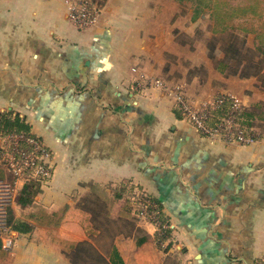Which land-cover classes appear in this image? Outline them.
<instances>
[{"label": "crops", "instance_id": "obj_1", "mask_svg": "<svg viewBox=\"0 0 264 264\" xmlns=\"http://www.w3.org/2000/svg\"><path fill=\"white\" fill-rule=\"evenodd\" d=\"M68 7L0 0V112L23 120L53 162L34 202L10 207L30 230L10 231L11 251L0 236V264H71V246L96 235L91 209L131 220L125 197L114 199L119 184L158 203L171 246L161 251L155 229L135 221L105 256L113 246L123 264H259L264 135L251 145L202 136L174 95L136 83L159 78L194 106L223 95L247 108L264 104V79L218 72L177 0H100L83 29Z\"/></svg>", "mask_w": 264, "mask_h": 264}, {"label": "trees", "instance_id": "obj_2", "mask_svg": "<svg viewBox=\"0 0 264 264\" xmlns=\"http://www.w3.org/2000/svg\"><path fill=\"white\" fill-rule=\"evenodd\" d=\"M177 1L180 4L190 2L192 12L191 20L193 22L198 21L203 16L208 17L211 22L209 30L211 31L212 37L231 33L228 41H225L220 48V52H218L219 55H217V51H215V46H209L208 43L206 45L208 56L213 61L214 67L218 72L226 76H238L240 78L257 76L264 79V76H262L264 68V0ZM92 2L100 6V0H92ZM236 30L240 31L242 35L236 33ZM248 34H252L256 42L254 57L247 56L246 54L245 38ZM216 39L217 38H215L214 41ZM231 103L232 101L226 98L224 104L212 114L209 124H215L219 119L226 117L231 112ZM231 115L245 132L257 133V141L263 137L264 104H254L247 108L241 106L238 110L232 111ZM11 132L29 134L28 128L23 120L17 116L13 117L10 112H0V136H4ZM39 191L40 180H38V178H31L23 183L21 188L17 191L15 205L21 209L29 207L34 202V198ZM128 191L129 188L124 184L115 186L113 189L114 199L118 200L125 197L126 201H129L132 194L130 195V192L128 194ZM141 195L156 205V217L160 224L155 228V243L159 248H162L163 244L167 242L164 248L167 250L171 246V228L169 223L163 218L162 209L158 206V203L148 195ZM138 198L139 197L136 199L138 200ZM90 211L94 222V228L98 230V232L99 230L103 231L104 220L107 218H103L104 220L100 219V212L94 209ZM102 211H104V209ZM148 211L151 212L150 209H148ZM134 213L138 214V211L136 210ZM6 221L10 229L18 233H26L30 230V226H28L25 221L13 217L11 208L7 209ZM162 225H164L165 228H162ZM137 231L139 232V230ZM66 256L71 264H123L115 247L112 246L110 255L105 256L88 241L78 242L71 246ZM263 263L264 256L260 259L259 264Z\"/></svg>", "mask_w": 264, "mask_h": 264}, {"label": "built area", "instance_id": "obj_3", "mask_svg": "<svg viewBox=\"0 0 264 264\" xmlns=\"http://www.w3.org/2000/svg\"><path fill=\"white\" fill-rule=\"evenodd\" d=\"M69 20L77 27L83 29L92 26L98 17L99 6L92 0H67ZM98 8V9H97ZM136 87H153L161 89L174 95L184 117L202 136L221 139L225 143H237L241 145H251L257 142V133L245 132L243 128L231 116V112L238 110L241 103L236 98H229L231 103L230 113L210 125L212 114L217 111L226 101V96H218L215 99L204 102L199 106L192 105L186 100L180 89L170 88L162 79L141 77L136 83ZM1 152L0 158L3 161L5 170L11 176L10 181L5 182L0 179V236H2V247L6 251L13 248V239L9 235L10 227L7 225V209L15 203L17 191L23 185L26 176L38 178L41 182L49 180L52 176V169L46 161L50 157V152L40 142V140L23 132L8 133L0 136ZM141 206L137 207L140 218L149 217L150 222L156 227L159 221L156 217V205L140 195ZM151 210V212L148 211ZM137 216V217H138ZM138 217V218H139ZM162 228H165L162 225ZM264 264V263H263Z\"/></svg>", "mask_w": 264, "mask_h": 264}, {"label": "rangeland", "instance_id": "obj_4", "mask_svg": "<svg viewBox=\"0 0 264 264\" xmlns=\"http://www.w3.org/2000/svg\"><path fill=\"white\" fill-rule=\"evenodd\" d=\"M186 6L188 8H191L190 7V2H187L185 3ZM98 9V8H97ZM100 12V11H99ZM99 15V14H98ZM211 25V22L210 20L208 19L207 16H203L201 17L198 21H197V32L199 35H201L202 31L204 32V34H206L205 36V45H207V43L209 44V46L213 45L215 46L216 50L217 51V55H219L218 52H220V48L223 46V44L225 43V41H228L229 39V35L231 33H227V34H222L220 36H217V37H212V34H211V31L209 30V26ZM236 33L238 34H241L242 33L238 30L235 31ZM212 38V39H211ZM217 38L215 41L214 39ZM245 41H246V54L247 56H250V57H254V54H255V51H254V48H255V40H254V36L252 34H248L246 35V38H245ZM215 43V44H214ZM252 52V53H251ZM264 58V57H263ZM0 152H1V144H0ZM46 163H48V166L52 169L53 171V162H52V159L51 158H48V160L46 161ZM27 178H25V180L23 181V183L27 182L28 180H30L32 177L31 176H26ZM0 179L4 180L5 182H8L10 181L11 179V176L9 175V173L5 170V167L3 166V161L2 159L0 158ZM40 180V179H38ZM48 182L45 181V182H41L40 180V188L43 186V185H46V183ZM129 188V191H128V194L130 192V195L132 194V196L129 198V201H128V204H129V208L131 210V214H130V221H123V220H120L118 219L117 220H114V219H111V215L109 214V211H107L106 215L103 216V213L102 210H96L98 212H100V217L101 219H105L107 217L106 220H104V225H103V228L104 230L101 231L99 230H96L94 228V230L96 231V235L95 236H89V238L91 239V244H93V246L99 251V252H102L105 250V248H108L109 244H111V238L113 239V237L116 235V232L119 228H121L122 230H124L125 232H130V230L132 231V223L131 222H137V223H144V224H147L149 226L152 227V229H155V226L150 222L149 220V217H142L141 218L136 215L134 212H136V208L141 206L140 204V195L141 194H145L147 195L143 190H141L138 186H132V185H128L127 186ZM137 197L138 200L136 199ZM104 199V198H103ZM101 199V200H103ZM138 201H139V204H138ZM102 212V213H101ZM139 218H138V217ZM100 220V219H99ZM92 225L94 222H91ZM94 227V225H93ZM98 232V233H97ZM90 241V240H89ZM167 242H165L162 246V248H160L161 251H164L165 249V246H166Z\"/></svg>", "mask_w": 264, "mask_h": 264}, {"label": "bare ground", "instance_id": "obj_5", "mask_svg": "<svg viewBox=\"0 0 264 264\" xmlns=\"http://www.w3.org/2000/svg\"><path fill=\"white\" fill-rule=\"evenodd\" d=\"M232 116V115H231Z\"/></svg>", "mask_w": 264, "mask_h": 264}]
</instances>
